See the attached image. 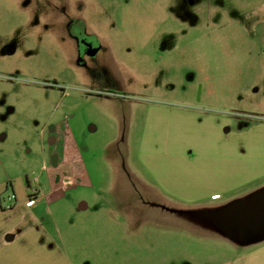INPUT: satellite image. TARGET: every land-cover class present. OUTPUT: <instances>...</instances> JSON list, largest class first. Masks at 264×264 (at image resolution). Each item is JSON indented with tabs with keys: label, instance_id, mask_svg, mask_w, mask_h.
<instances>
[{
	"label": "rangeland",
	"instance_id": "rangeland-1",
	"mask_svg": "<svg viewBox=\"0 0 264 264\" xmlns=\"http://www.w3.org/2000/svg\"><path fill=\"white\" fill-rule=\"evenodd\" d=\"M148 104L264 121V0H0L2 198L17 178L44 182L69 129L93 186L44 224L73 264H232L263 245L264 182L212 215L166 206L136 158Z\"/></svg>",
	"mask_w": 264,
	"mask_h": 264
},
{
	"label": "crops",
	"instance_id": "crops-1",
	"mask_svg": "<svg viewBox=\"0 0 264 264\" xmlns=\"http://www.w3.org/2000/svg\"><path fill=\"white\" fill-rule=\"evenodd\" d=\"M234 115L194 106H145L136 158L166 206L174 203L177 212L212 215L211 205L264 182V121ZM40 168L45 180L38 187L29 190V178L10 181L15 195L10 209L0 196V264H73L64 240L53 238L44 224L47 217L53 220V209L71 203V189L93 186L80 145L69 129L62 136L61 150ZM30 196L34 203L27 206ZM75 206L84 230L91 205L79 199ZM232 264H264V244L237 254Z\"/></svg>",
	"mask_w": 264,
	"mask_h": 264
},
{
	"label": "flooded vegetation",
	"instance_id": "flooded-vegetation-1",
	"mask_svg": "<svg viewBox=\"0 0 264 264\" xmlns=\"http://www.w3.org/2000/svg\"><path fill=\"white\" fill-rule=\"evenodd\" d=\"M76 26L77 28H79V32H80V35H79L80 37H78L79 38L78 39L79 49L87 53L88 56H94L98 52L99 46H95L94 43L92 44L90 40L84 38L83 32L81 34V31H80V29H82L80 23H77ZM71 32H75V30H71ZM4 51L10 53L12 51V48L6 47ZM25 179L27 182L29 181L27 176L25 177ZM10 186H11V183H10Z\"/></svg>",
	"mask_w": 264,
	"mask_h": 264
},
{
	"label": "built area",
	"instance_id": "built-area-1",
	"mask_svg": "<svg viewBox=\"0 0 264 264\" xmlns=\"http://www.w3.org/2000/svg\"><path fill=\"white\" fill-rule=\"evenodd\" d=\"M34 192H33V194H35V190H33ZM15 200V195L13 194V193H10V194H8L7 196H6V198H5V202H6V208L7 209H10L11 208V206H12V203H13V201ZM34 203V199L33 198H31V196L29 197V199L27 200V206H30V205H32Z\"/></svg>",
	"mask_w": 264,
	"mask_h": 264
}]
</instances>
